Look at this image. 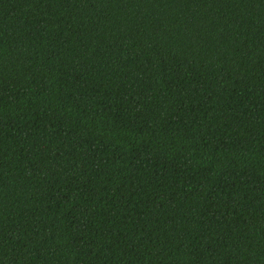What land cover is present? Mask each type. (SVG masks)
<instances>
[{
  "label": "trees",
  "instance_id": "16d2710c",
  "mask_svg": "<svg viewBox=\"0 0 264 264\" xmlns=\"http://www.w3.org/2000/svg\"><path fill=\"white\" fill-rule=\"evenodd\" d=\"M0 264H264V0H0Z\"/></svg>",
  "mask_w": 264,
  "mask_h": 264
}]
</instances>
